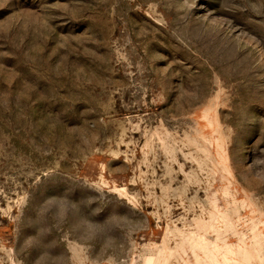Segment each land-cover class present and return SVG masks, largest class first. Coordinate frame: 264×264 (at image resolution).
I'll return each instance as SVG.
<instances>
[{
	"label": "rangeland",
	"instance_id": "rangeland-1",
	"mask_svg": "<svg viewBox=\"0 0 264 264\" xmlns=\"http://www.w3.org/2000/svg\"><path fill=\"white\" fill-rule=\"evenodd\" d=\"M0 264H264V0H0Z\"/></svg>",
	"mask_w": 264,
	"mask_h": 264
}]
</instances>
